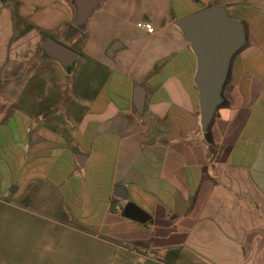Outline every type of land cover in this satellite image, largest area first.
<instances>
[{
	"label": "crops",
	"instance_id": "obj_1",
	"mask_svg": "<svg viewBox=\"0 0 264 264\" xmlns=\"http://www.w3.org/2000/svg\"><path fill=\"white\" fill-rule=\"evenodd\" d=\"M70 4L0 1V198L52 197L137 264H264V0H105L76 36ZM217 5L246 41L203 131L174 21ZM47 38L78 54L70 76Z\"/></svg>",
	"mask_w": 264,
	"mask_h": 264
},
{
	"label": "rangeland",
	"instance_id": "obj_2",
	"mask_svg": "<svg viewBox=\"0 0 264 264\" xmlns=\"http://www.w3.org/2000/svg\"><path fill=\"white\" fill-rule=\"evenodd\" d=\"M72 68L64 69V76H70ZM43 200L8 202L0 198V264L142 263L94 239L59 201L55 206L54 198Z\"/></svg>",
	"mask_w": 264,
	"mask_h": 264
},
{
	"label": "water",
	"instance_id": "obj_3",
	"mask_svg": "<svg viewBox=\"0 0 264 264\" xmlns=\"http://www.w3.org/2000/svg\"><path fill=\"white\" fill-rule=\"evenodd\" d=\"M104 1L71 0L73 27L82 28ZM174 25L182 32L196 58L193 81L198 92L200 126L206 131L222 103V90L231 59L245 45V27L242 22L231 18L222 5L187 15L174 21ZM43 51L65 69H70L78 58L75 51L52 38L45 39ZM134 103L142 112L144 90L139 86L135 89ZM115 196L125 199V188L118 186Z\"/></svg>",
	"mask_w": 264,
	"mask_h": 264
},
{
	"label": "trees",
	"instance_id": "obj_4",
	"mask_svg": "<svg viewBox=\"0 0 264 264\" xmlns=\"http://www.w3.org/2000/svg\"><path fill=\"white\" fill-rule=\"evenodd\" d=\"M71 6V4H70ZM72 10H73V7L71 6ZM86 25V24H85ZM85 25L82 27V28H75L73 27L72 25V20L67 24V32L76 36L78 34H82L85 30Z\"/></svg>",
	"mask_w": 264,
	"mask_h": 264
},
{
	"label": "built area",
	"instance_id": "obj_5",
	"mask_svg": "<svg viewBox=\"0 0 264 264\" xmlns=\"http://www.w3.org/2000/svg\"><path fill=\"white\" fill-rule=\"evenodd\" d=\"M137 27L141 28V29H144L149 34L154 32V27L150 23H138Z\"/></svg>",
	"mask_w": 264,
	"mask_h": 264
}]
</instances>
